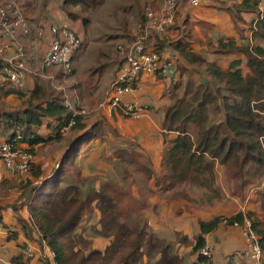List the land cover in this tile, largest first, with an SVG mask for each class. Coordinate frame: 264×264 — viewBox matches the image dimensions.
I'll return each mask as SVG.
<instances>
[{"label":"trees","instance_id":"16d2710c","mask_svg":"<svg viewBox=\"0 0 264 264\" xmlns=\"http://www.w3.org/2000/svg\"><path fill=\"white\" fill-rule=\"evenodd\" d=\"M102 1L62 0L61 9L74 21L75 15L69 10V5L85 11L86 8L99 7ZM15 3L19 6L17 1ZM20 5L30 31L28 66L33 67L34 29L47 26V23L40 22L39 16L28 17V3ZM227 13L240 35V42L216 34L207 40L194 38L196 45L215 55L217 60L209 62L193 51L187 20L182 36L169 44L179 57L170 75L171 84L178 93L170 94V105L164 111L161 128L166 135L173 134V138L168 140L163 154V173L153 179L161 193L175 189L168 195V202L178 198L187 201L181 196L197 188L202 198L187 202L212 205L225 195L216 172L217 167H221L229 182H237L235 187L227 186V193L244 203L249 201L248 193L260 192L259 202L264 212V46L250 45L243 38L244 29L239 26L244 24L242 14L254 13L257 21L252 26L251 20L247 24L248 29L254 42H264V14L262 17L258 14V0H238ZM139 20L141 24L146 22L143 13H140ZM174 29L179 30V27ZM165 34L152 35L154 44L149 41L146 44L161 52L165 43L160 39ZM229 56L240 58L230 60L226 67L221 66L219 59ZM41 58L42 55L39 61ZM113 62L118 64L120 61L114 56ZM118 70L117 67L115 75ZM195 73L200 76L198 81L190 79V76L181 84L183 75ZM8 99H12V103H7ZM87 116L80 114L74 117L75 124L68 131L72 137L65 146L59 165L39 183L34 184L33 179L43 175L40 165H32L30 176L19 183L10 180L0 183V199L16 189L18 195L10 209L16 212L19 207H25L28 215L27 220L17 218L18 227L14 230L3 226L7 240L17 242L21 235L40 248L45 245L52 258H40V264H184V259L175 252V243L141 225L140 213L146 207L147 195L141 204L131 201L134 206L139 205L134 209L117 201L121 195L117 196L115 192L125 197L129 194L127 189L124 190L126 193L121 191L123 187L120 184L109 183L97 191H82L76 160L84 146L104 135L102 121L88 123ZM72 118V112L63 105L61 92L48 84L35 79L30 88L13 89L0 82V144H12L17 150L35 154V148L60 143L63 139L61 130ZM114 155L124 166V175L129 174L127 168L144 174L146 179L154 175L150 164L139 159L132 149L118 148ZM8 172L20 176L14 171ZM252 201L254 199L249 202ZM92 205L100 214V228L93 233L110 239L103 251L91 248V240L84 237L86 229L80 226L85 215L92 214ZM254 216L251 212H237L200 220L199 231L192 242L179 234L177 242L184 249H190V255L194 257L191 264H214L212 255L206 258L200 253L206 247V237L221 225L242 227L248 220L264 251V219L260 221ZM131 218H135L136 223L130 228L126 221ZM18 248L19 252L9 258V264H31V258L25 253L26 244H18Z\"/></svg>","mask_w":264,"mask_h":264},{"label":"crops","instance_id":"0c3cea01","mask_svg":"<svg viewBox=\"0 0 264 264\" xmlns=\"http://www.w3.org/2000/svg\"><path fill=\"white\" fill-rule=\"evenodd\" d=\"M3 1L4 0H0V2ZM214 1L215 0H201L200 5L197 8L190 7L187 0L180 1L173 23V26H178L179 30L174 29V27L171 26L172 28L170 27L167 30L163 39H160L165 43L160 52L161 56L170 60L172 65L177 63L179 57L169 44L174 43L182 36L181 33L184 29V22L186 20L188 21V27L191 30L190 42L192 43L193 51L203 55L209 62L217 60V57L196 45L194 43V38L207 40L216 34L232 38L237 42L241 41L240 35L232 24L227 13V10L231 8L233 4L237 3L238 0ZM145 2H149L153 12L159 14L163 7L164 0H145ZM219 5H221L220 8L222 9L224 7L225 11L218 14L214 12L213 7H218ZM142 6L143 4L141 7ZM262 8H264V6L260 5L258 0L259 16ZM242 19L244 24L242 23L239 26L244 29L243 38H246L247 42L253 46L254 41L251 36L252 32L249 31L247 24L253 20L252 26H254V23L257 21V16L254 13H245L242 14ZM54 22L57 26L67 25L78 35L81 34L79 26L82 27V23H79L76 19L70 21L65 17H60L58 19L57 16L54 17ZM146 22L141 24L138 17V22L135 25L134 31H138L142 25L146 24ZM35 32L36 35H33L31 48L32 56L35 58L31 64L33 67H37L39 61V59L37 60L35 57L36 54L38 55V58L41 57L50 41L49 34L46 33L39 36L38 28L35 29L34 33ZM4 42L8 45L7 54H5V56H9L13 52V47L8 40H5ZM154 42L153 38L149 39L150 44H154ZM77 54L75 58L77 57ZM113 56L117 57V54L114 53ZM230 57L232 56L224 58ZM236 58L239 59L240 57H233L231 60ZM229 61L230 60L226 61L225 59L220 58L219 64L226 67ZM78 62L79 60L77 59V62H75L76 66H78ZM180 62L182 63V61ZM120 64L121 62L115 64L112 61L108 68V65L99 63L97 66L101 65L102 69H100L101 71L99 73H96V71L93 70L90 71V69L87 68L85 69L86 72L80 71L77 73L75 72L77 71V67H75L74 72L67 80L61 77V71L59 68H52L46 72V74L51 77V79L47 81L31 73H27L25 76L24 87L30 88L35 79L46 85L50 84L53 89L61 92L63 100L67 99L73 106H80L86 110L88 123L102 121L101 126L104 135L102 138H98L84 146L76 160V169L80 178V182L78 183L80 184L82 191H97L101 186L108 185L109 183L112 185L120 184L123 186L127 178L131 179L133 184L136 179L142 180L148 190V197L146 207L142 209L140 213L142 219L141 225H145L149 231L164 237L167 241L175 243V252L184 259V264H191L194 257L190 255V249H184L181 247L180 243L177 242V236L178 234L186 236L188 240L192 242L199 231L198 223L200 220H208L220 214L232 215L237 212H251L255 215L254 217L256 219L263 221L264 212L261 209V204L259 201L257 202L255 200L242 203L245 208L243 207V210L234 213L228 211H225L227 213H224V210H219V201L214 202L212 205L191 203L181 198L171 202L167 201L168 195L175 191V189L166 193H161L155 186L153 178H158L163 173V154L166 150L168 140L173 138V134H165L161 128V121L165 109L170 105V94L172 92L178 93V91H175L173 87L174 85L171 84L170 76L163 78L158 75H142L140 77L141 91L128 94L124 96L123 100L124 102L133 103L142 108L144 113L143 117L134 120L124 117L118 108H98V105L103 102L106 94L109 92L111 83L117 78L120 71ZM33 67H30V69ZM117 67L119 70L117 75H115ZM107 70H109V74H105L107 73ZM109 75L111 77H109ZM189 78L198 81L200 76L196 73L192 75L185 74L181 77V84H184ZM66 134H68V132L63 133V137ZM69 134L70 140L72 135L71 133ZM164 134L165 137H163ZM69 140L67 142L64 141V147ZM118 148L121 150L132 149L139 155V159L146 160L150 164L151 170H153L154 175L152 178L146 179L147 177L144 174L134 171L131 168H127L129 174L124 175V166H121L119 163L120 161L117 160L114 155ZM38 151L39 148H35L32 165H35V167L40 165L43 175L38 179H33L34 184L39 183L42 177L49 174L52 169H56L64 154L61 151H58L54 154H49L48 158L44 159L39 158ZM28 176H30V173L26 176L13 175L0 165V183L4 180L19 183ZM126 186L129 187L127 188L129 191L128 193L135 200L138 199V187L135 185L132 187V184ZM222 190L224 191V187H222ZM17 195L18 191L13 189L4 198L0 199V264H9V258L19 252L18 244L21 245L24 243L26 244V249H30L33 252L30 263L40 264V258H52L49 249L45 245L40 248L36 244L26 241L21 235H19L17 242H9L7 240L6 231L3 229V226L6 225L14 230L18 227L17 218H22L24 220H27L28 218L25 207H19L16 212H13L10 209V206L14 204ZM231 199L239 203L238 199ZM99 219L100 214L93 206L92 214L85 215L80 226L81 228L86 229L84 237L86 236L91 240V248L103 251L109 245L110 239L100 237L93 233L95 229L98 230L100 228ZM126 223H128V226L131 228L135 225L136 219L131 218L126 221ZM206 239V246L210 249L212 255L211 258L214 264H227L228 262L231 264H249L242 255L244 239L240 227H226L225 225H221L215 232L208 235Z\"/></svg>","mask_w":264,"mask_h":264},{"label":"built area","instance_id":"2783aa9c","mask_svg":"<svg viewBox=\"0 0 264 264\" xmlns=\"http://www.w3.org/2000/svg\"><path fill=\"white\" fill-rule=\"evenodd\" d=\"M179 2L180 0H164L159 14L153 12L149 2L146 3L144 15L147 22L136 32L134 41L127 46L117 47V56L121 62L120 71L98 108H118L124 117L134 120L144 116L142 108L124 102L123 98L133 92L141 91L142 75L167 78L173 74L174 65L171 61L163 58L159 51L150 45L147 46L146 43L152 35H164L173 25ZM187 2L190 7L197 8L201 0H187ZM259 3L264 6V0H259ZM263 14L264 8L260 17ZM29 33L27 20L14 0L0 2V60L2 61L0 82L7 83L13 89H23L27 73L47 81L51 77L46 72L52 68H59L61 77L67 80L73 73L74 57L81 49L80 38L67 25L39 27V36L47 33L50 41L37 67L30 69L28 66L30 56L27 50L30 45ZM5 40H8L13 47V52L9 56H5L8 50ZM63 105L73 115L69 124L61 130L62 133H66L75 124L74 117L80 114L86 115L87 112L80 106H73L67 99L63 100ZM33 160L34 155L29 152L17 150L12 144H0V165L8 171L26 176L30 172ZM233 227L239 226L235 224ZM240 228L244 239L243 257L249 264H264L263 249L258 236L251 228L250 221L246 220L244 226ZM25 253L29 258L33 256L30 249ZM200 253L206 258L211 257L207 246Z\"/></svg>","mask_w":264,"mask_h":264},{"label":"rangeland","instance_id":"374dc122","mask_svg":"<svg viewBox=\"0 0 264 264\" xmlns=\"http://www.w3.org/2000/svg\"><path fill=\"white\" fill-rule=\"evenodd\" d=\"M14 1L15 2L17 1L19 6H21L20 4L28 3L29 7L27 9L28 11L30 10L28 17L35 18L36 16H39L40 22H46L47 26H52V27L57 26V24H55L54 22V17L57 16L58 19L60 17H65L69 19L67 16H65L66 13L61 9L62 0H19V1L14 0ZM96 1H100V0H96ZM214 2H216V0ZM142 4L143 6L141 7ZM145 5H146L145 0H103L99 7L86 8L85 11L84 10L80 11L79 7L77 6L69 5V10L71 11V13L73 12V14L75 15L74 17L76 21L82 23V27L79 26V28L81 29L80 35H78L73 31L81 40V51L78 52L77 57L74 60V68L77 67V71L75 72L77 73H79L80 71L86 72L85 69L87 68L90 69V71L93 70L96 71V73H99L102 70L101 65L97 66L99 63L106 64L108 65L109 68L111 62L113 61L114 53L117 54L116 51L117 47L120 45L127 46L132 41L135 40L134 39L135 35H137L136 33L137 30L134 31L135 25L138 22V17L140 13L144 12ZM220 6L221 5H219L218 7H213L215 13L219 14L222 11H225V8L223 7L222 9L220 8ZM22 11L25 15V11L23 8ZM33 35H36V32L33 33ZM253 44H260L261 46H264V42L262 40L253 42ZM35 57L37 58V60L39 59L37 54ZM117 58L120 61L118 56ZM232 58L233 57L230 58L223 57L222 59L228 61L231 60ZM77 59L79 60L78 66H76L75 63L77 62ZM105 74H109V70H107V73ZM109 77L111 76L109 75ZM48 85L50 86V84ZM6 102L12 103V99H8ZM69 133L70 132H68V134H66L63 137L62 142H60L59 144L56 143L54 145H48L42 149H39L38 151L39 158L47 159L49 154L52 153L54 154L58 151L64 153L66 151L64 147L65 145L64 141L67 142L69 140L70 138ZM223 171H224L223 168L217 167L216 172H217L219 185L221 188L224 187L223 192L225 193L224 197L219 201L220 203L219 210H224V213H227L225 211L234 213L243 210L245 208L244 204H242V202L240 201L239 203L235 202L234 200L231 199L234 197L230 196L227 193V186L229 187L231 186V188L235 187L237 186V182H229L228 179L225 178ZM134 182L135 183L133 184V181L127 178L122 186L123 188H121V191L124 193L125 192L124 190L129 188L126 185L132 184V187H134L135 185L136 187H138L139 190V198L136 199V201L139 202V204H141L143 197L148 194V191L146 189L145 183L142 180L136 179L134 180ZM253 193L255 192L253 191L252 193L251 192L248 193L249 201L250 199L251 200L254 199L255 201H261V197L259 195L260 192H258V194L255 193V195H253ZM115 194L117 196L118 194L121 195L119 196L120 199L117 198L118 202L121 201V203H127L130 207H134V209L139 208V205L134 206L133 203L131 202L132 200H135L131 195L128 194L125 197L124 194L119 192H115ZM181 197L186 199L187 201H195L196 199L202 198V195H201V191H199L196 188L194 190L189 191L187 194L184 193V196ZM141 222L142 219L140 223Z\"/></svg>","mask_w":264,"mask_h":264}]
</instances>
